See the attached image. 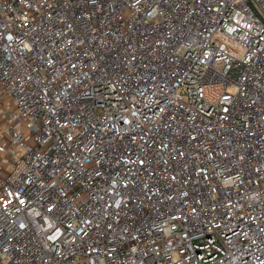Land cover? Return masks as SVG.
Here are the masks:
<instances>
[{"label":"built area","instance_id":"obj_1","mask_svg":"<svg viewBox=\"0 0 264 264\" xmlns=\"http://www.w3.org/2000/svg\"><path fill=\"white\" fill-rule=\"evenodd\" d=\"M0 98V264H264V0H0Z\"/></svg>","mask_w":264,"mask_h":264},{"label":"crops","instance_id":"obj_2","mask_svg":"<svg viewBox=\"0 0 264 264\" xmlns=\"http://www.w3.org/2000/svg\"><path fill=\"white\" fill-rule=\"evenodd\" d=\"M3 100L1 101L2 102V105L3 104H7V100H5L4 98H2ZM4 107V106H3ZM3 108L1 107L0 105V138L2 137L3 139L5 138V120L2 119V114H3ZM2 113V114H1Z\"/></svg>","mask_w":264,"mask_h":264},{"label":"rangeland","instance_id":"obj_3","mask_svg":"<svg viewBox=\"0 0 264 264\" xmlns=\"http://www.w3.org/2000/svg\"><path fill=\"white\" fill-rule=\"evenodd\" d=\"M2 100H3V99L0 98V104H1V107H3V106L5 107V104L2 105V102H1ZM1 114H2V113H1ZM8 116H9V109H5V111L3 112V114H2L1 117H2V119H4V120L6 121L7 118H8Z\"/></svg>","mask_w":264,"mask_h":264}]
</instances>
